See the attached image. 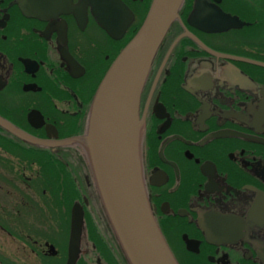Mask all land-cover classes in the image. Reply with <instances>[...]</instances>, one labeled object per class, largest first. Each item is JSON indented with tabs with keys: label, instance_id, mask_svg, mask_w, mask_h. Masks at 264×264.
Returning <instances> with one entry per match:
<instances>
[{
	"label": "flooded vegetation",
	"instance_id": "af4514ba",
	"mask_svg": "<svg viewBox=\"0 0 264 264\" xmlns=\"http://www.w3.org/2000/svg\"><path fill=\"white\" fill-rule=\"evenodd\" d=\"M100 1L0 0L2 119L41 140L85 134L93 93L147 4L120 0L132 21L116 37L102 25H114L119 14ZM203 1L183 0L139 96L143 183L178 264H264V0ZM0 137L12 136L0 128ZM34 150L50 156L76 191L64 263L77 202L82 227L76 264H126L82 149ZM24 218L19 210L0 209V232L24 234L19 240L28 256L54 264L53 238L64 234L66 219L49 216L45 236L38 217Z\"/></svg>",
	"mask_w": 264,
	"mask_h": 264
},
{
	"label": "water",
	"instance_id": "95a60500",
	"mask_svg": "<svg viewBox=\"0 0 264 264\" xmlns=\"http://www.w3.org/2000/svg\"><path fill=\"white\" fill-rule=\"evenodd\" d=\"M100 3L119 14L114 25L102 28L120 37L132 21L131 12L120 0ZM182 3L183 0H150L137 31L111 62L93 93L84 135L41 140L0 117L2 130L29 146L82 149L101 210L126 264H178L153 218L143 183V123L138 117V104L153 58L170 25L179 21ZM70 212L64 264H76L80 253L82 209L75 202Z\"/></svg>",
	"mask_w": 264,
	"mask_h": 264
},
{
	"label": "rangeland",
	"instance_id": "374dc122",
	"mask_svg": "<svg viewBox=\"0 0 264 264\" xmlns=\"http://www.w3.org/2000/svg\"><path fill=\"white\" fill-rule=\"evenodd\" d=\"M20 172L22 174V180L17 177ZM36 173L37 168L35 165L23 167L21 163L14 161V159L0 152V209L3 211L9 210V212L19 210V212L23 214V217H25L24 222L27 221L26 217L34 219L38 217L40 223L38 225L39 232L41 234L43 233L45 236L48 226L45 221L48 217L51 215L55 217L58 215L63 216L66 219L64 234H57L60 231L57 229L55 221V230L57 229L58 231H56L57 236L55 239L53 238L55 242L54 247L58 253L54 259L56 261L54 264H63L67 240V217L73 197L76 196V194L75 192L65 195L50 194L47 191H43L40 187L33 186L31 181L38 179ZM28 183H30L32 187H26ZM42 191L45 193L42 194ZM50 196H54V201H51ZM4 201H6V203ZM19 201H24L23 207H17V205H20ZM32 222L33 220H30L31 224ZM31 224L28 226V229L31 228ZM23 230H26L25 226ZM26 232L31 233L30 231ZM20 236L25 239V235H19L18 231L10 235L0 232V259L8 260L9 264H37L28 256L26 248L22 246V241L19 240ZM58 236L62 238V244L58 243ZM77 264L82 263L77 262Z\"/></svg>",
	"mask_w": 264,
	"mask_h": 264
},
{
	"label": "trees",
	"instance_id": "16d2710c",
	"mask_svg": "<svg viewBox=\"0 0 264 264\" xmlns=\"http://www.w3.org/2000/svg\"><path fill=\"white\" fill-rule=\"evenodd\" d=\"M149 3L150 0H147L143 16L145 15L148 9ZM139 25L140 22L133 25L132 28L137 30ZM136 30L134 32H136ZM34 148L36 147L29 146L23 142L18 141L13 137H0L1 153L6 154L10 158L14 159V161L21 163L23 167H30L32 165L36 166V174L38 179L35 181H31L33 183V186L40 187L41 189H43V191H47L50 194L65 195L74 192L76 194L73 183L69 178H67L66 175H64L65 171L57 170L56 167L52 165L50 161V156L34 153V151H36L34 150ZM21 172L19 175H17L19 179L22 178ZM26 187L32 186L30 183H28ZM44 193L45 192H43L42 194Z\"/></svg>",
	"mask_w": 264,
	"mask_h": 264
}]
</instances>
